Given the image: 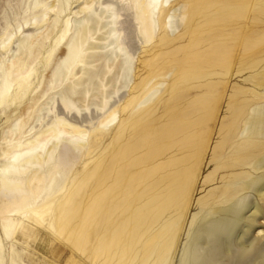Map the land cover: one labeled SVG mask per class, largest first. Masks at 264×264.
<instances>
[{"label":"bare ground","instance_id":"bare-ground-1","mask_svg":"<svg viewBox=\"0 0 264 264\" xmlns=\"http://www.w3.org/2000/svg\"><path fill=\"white\" fill-rule=\"evenodd\" d=\"M68 6L70 0L43 4L33 16L38 27L3 45L10 55L0 60V106L27 97L45 40L63 22L57 38L63 56L55 61L52 50L47 85L33 89L23 106L39 128L23 126L20 115L2 138V233L24 235L19 212L33 225L45 215L52 227L74 218L76 182L58 168L71 167L80 155L72 172L93 163L86 177L97 175L83 223L88 228L99 214V226L117 241L127 213L135 242L128 264H264V53L258 51L264 0H82L63 16ZM122 9L131 11L138 55L126 40ZM176 18L183 27L174 33ZM163 64L166 71L156 73ZM159 74L173 75L164 93L181 100L168 125L145 119L153 107L143 105L166 83ZM122 89L123 98L110 103ZM57 102L63 112L43 122ZM91 105L100 117L89 127L66 113ZM44 168L55 171L40 202L30 197L26 208L7 210L29 195L24 177L31 185L33 170ZM123 200L132 211L121 207Z\"/></svg>","mask_w":264,"mask_h":264},{"label":"rangeland","instance_id":"rangeland-1","mask_svg":"<svg viewBox=\"0 0 264 264\" xmlns=\"http://www.w3.org/2000/svg\"><path fill=\"white\" fill-rule=\"evenodd\" d=\"M38 1H41L43 4H50L53 2L55 4H59L60 2L66 3V0H0V60L1 58L2 60H5L10 55V53L7 52L8 49L4 48L3 45L8 42L11 35H15V38L21 32L32 31L38 27V25L34 23L33 16L40 14L44 9L43 4L37 6ZM81 1L82 0H70V6H68L63 16L69 13L70 10H76ZM119 7H121L120 4ZM122 13V25L125 29V36L127 37L126 40L130 45L132 52L138 55L142 51V44L136 31L131 11L128 14L126 9H122ZM50 16L53 18V13H50ZM71 16H73V14H71ZM50 19L48 21L49 23L47 22L48 24H44H51L52 19ZM175 20L177 29L174 33L179 32L183 27V23L180 22L179 18H176ZM62 25V21L58 22L50 37L45 40L43 54L38 60L35 66L36 70L29 80L31 87L29 88L30 93L27 95L28 98L24 97L23 99H14L13 102L0 106V148L4 144V141L2 140L4 132L9 129L8 127H10L11 123L14 122V119L16 120L20 115L22 116L23 126L25 122H29V125L26 126L35 125L36 130L39 128V124L41 122H36L35 119L28 120L29 115L23 114V106L26 105L28 103L27 101H29L32 97L30 94L33 95V89L36 87H38V89H41L42 87L45 88L43 85H47L48 79L46 77L49 76V74L46 72L47 70H44V66L46 65V58L53 53L52 50L57 48L58 51V53L56 51L54 55L55 61L63 56V52L59 54V46L57 45V38L60 36V28H62ZM260 39L261 41L258 51L259 53H264V32L262 33ZM13 43L11 45L12 49L15 48V44ZM250 54L251 53L248 54L249 57ZM165 71V64H163L162 67H157L155 69L156 73H162ZM160 75L161 74L157 76L160 79L158 80H166V83L162 85L161 90L155 95L153 100L143 105L148 107L150 104L152 105L151 107H153L152 113L145 118L151 125H168L167 123L171 119V116L174 113H178L180 109L181 100H179L177 96H171L164 93V88L167 85V82L173 78V75L162 74L164 77L166 76V79H161ZM0 80H3V77H1ZM234 82H236V79H233L232 83ZM15 91H18L17 84L13 83L11 88L13 98ZM177 91L179 92V90ZM125 93L126 90L122 89L119 93L113 95L110 99V103H114L117 100L122 99ZM191 95V92L187 91V97H191ZM63 110L62 105L57 102L55 109L50 111L48 115L46 112H43V116L45 117L43 122L50 120L53 117L54 112L61 113ZM66 113L70 119L83 124L81 126L84 127H89L90 123L95 122L97 118L100 117V110L94 105H91L89 108H82L79 111L72 110L71 112ZM113 125L114 124H110L108 128L113 127ZM17 137H19V133ZM163 144L164 141L154 143L156 147ZM147 148L151 149V147ZM80 161L83 160L79 155L77 160H73L71 167L58 168L59 170L62 169L65 173H67V176H70V180L76 182V185L73 188L75 191V197L72 196L70 198V201L76 205V214L74 218L69 219L67 222H64V224L61 223L62 225L57 223L56 227H52L49 223H47L49 221L48 215H45V221L41 220L40 223L33 225L29 217L23 218L22 215H20V212L17 213L15 217L24 220L28 229L23 233L24 235L19 237V239H14L12 236H6L3 234L0 228V264H115L116 260H120V263L118 264H123V260L125 261L124 264H128V260L131 256L133 257L131 248H133L132 243L135 242L133 240V236H131L128 232L129 227L132 226L128 224L127 213L121 220L122 237L117 241L111 240V234L108 232L109 229L107 227H104L103 229V227L99 226V214L95 215L92 224L88 228L83 223V214L85 212L83 205H88L96 194L92 193V189H89L92 187L97 175L95 176L94 174L89 177L90 180L86 177V174L88 173V170L92 168L93 163L88 167L86 166L88 169H86V171H84L83 168L82 172H80L81 170L79 169H77L75 173L72 172L74 166ZM213 168V165L206 166L204 168L203 175H207L212 172ZM47 170V168H44V170H33L32 176L30 173V176L34 179L31 185L30 183H27L28 180L25 176L23 183L29 189V195L21 199L19 202L12 203L6 209L17 210L19 208H26L28 201H30V197L37 199L39 203L40 198L38 197L46 195L47 192L45 191V185L51 174L55 171L54 168L48 171ZM32 185L34 186L32 187ZM86 189L87 191H85ZM204 193L205 191L198 192L196 197H199ZM125 203V200L121 201V207L124 208L123 206H129L132 211L131 205H122ZM2 216L3 213H0V224ZM30 227L32 228L30 229ZM87 233L90 234L88 237L85 236ZM100 240L103 241L101 242Z\"/></svg>","mask_w":264,"mask_h":264}]
</instances>
